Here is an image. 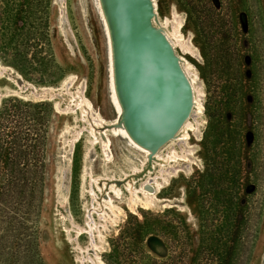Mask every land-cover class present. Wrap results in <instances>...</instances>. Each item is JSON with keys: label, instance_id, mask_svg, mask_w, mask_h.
<instances>
[{"label": "rangeland", "instance_id": "obj_1", "mask_svg": "<svg viewBox=\"0 0 264 264\" xmlns=\"http://www.w3.org/2000/svg\"><path fill=\"white\" fill-rule=\"evenodd\" d=\"M97 4L0 0V131L14 105L44 178L8 185L30 151L0 138V264H264V0H151L194 100L151 156L111 130Z\"/></svg>", "mask_w": 264, "mask_h": 264}, {"label": "bare ground", "instance_id": "obj_2", "mask_svg": "<svg viewBox=\"0 0 264 264\" xmlns=\"http://www.w3.org/2000/svg\"><path fill=\"white\" fill-rule=\"evenodd\" d=\"M97 3L103 21L108 46L109 100L117 114L116 122L112 125L111 130L116 134H120L129 143L144 149L149 156H151L150 153L152 151L174 136L178 127L185 122L189 115L191 107L194 104L191 86L192 82L190 83L184 72L183 67L180 64L181 62H179V57L174 55L172 50L173 45L168 39L167 34L163 29H156L153 27L154 25L152 26L151 24V17L153 15L151 0H119V5L114 12L117 16L118 22L120 21L119 27L123 35L125 47L128 48L129 51L132 49V44L139 47L136 55L135 53L133 55V64L135 63V69L138 72L137 75H141L144 79L146 84L144 95L149 98L147 101L148 104L143 113V125L146 126L145 128H153V119L155 117L163 119L166 121L167 125L160 132H156L155 130V132L151 134H146L143 139L134 135L127 122L129 116L128 104L123 101L120 95L117 74L116 45L113 27L108 14V6L105 0H97ZM100 3L101 6L99 5ZM133 49L135 50L134 47ZM124 82V86L128 93L133 99L135 95V99L137 100L138 96L133 91L130 76H126ZM131 91H133V93H131ZM131 96L130 98H132ZM182 108H184L183 112L181 116L178 117L179 115L177 116V113H181L180 110H182ZM179 134L177 136H179ZM104 137L102 138L104 139ZM107 138L104 140L109 142L110 140ZM154 154H152V157H154ZM132 180H135V177L130 178L128 182L125 181L130 189L131 184L133 183ZM111 183L113 184L112 181ZM145 188L143 192L144 195L148 190ZM99 189H101V191H99L102 192L105 199L109 200V194L107 195L106 193L109 190L107 191L106 184L104 183L102 185L101 183ZM142 203L143 202H141V204Z\"/></svg>", "mask_w": 264, "mask_h": 264}, {"label": "water", "instance_id": "obj_3", "mask_svg": "<svg viewBox=\"0 0 264 264\" xmlns=\"http://www.w3.org/2000/svg\"><path fill=\"white\" fill-rule=\"evenodd\" d=\"M108 6V14L110 17L111 25L113 27V33L115 38V45H116V58H117V74H118V82H119V90L120 95L124 102L128 104L129 116L127 119L128 125L134 135L138 138L143 139L145 138L146 134H151L153 132H160L162 131L167 125L166 121L160 119L159 117H155L153 119V128L147 127L143 125V113L146 109V105L148 104L149 98L144 95L146 90V84L144 79L141 75H137L138 72L135 69V63L133 64V55L138 52L139 47L137 45L132 44V49L129 51L128 48L125 47V42L123 39L122 32L119 27V22L117 20V16L115 15V9L119 5V0H105ZM135 48V50L133 49ZM132 54V57H131ZM137 59V57H136ZM137 72V73H136ZM126 76H130V81L133 85V91L138 96V99H134L126 90L125 78ZM142 81V82H141ZM131 91V93H133ZM130 96L132 98H130ZM183 109L180 110L181 113H177V116L180 117ZM179 111V112H180ZM177 117V118H178ZM176 121V120H175Z\"/></svg>", "mask_w": 264, "mask_h": 264}, {"label": "trees", "instance_id": "obj_4", "mask_svg": "<svg viewBox=\"0 0 264 264\" xmlns=\"http://www.w3.org/2000/svg\"><path fill=\"white\" fill-rule=\"evenodd\" d=\"M192 7H194L195 9L197 8L196 6H192ZM196 11H198V10H196ZM187 13L189 14V12H187ZM202 59H203L204 63H206L205 54H202ZM29 104H31V103H29ZM39 104L42 106L45 105V103H39ZM7 109L9 112L5 113V115H8L9 123H11V125L13 123H15V125L13 124L11 130L8 131V134H6V132L0 131V138L6 137V136L10 137L9 142H8V140H5V141L2 140V142L6 143V144L9 143L12 152L16 148L22 147V144H21L22 141L26 142V146H27L28 150L30 151V158L26 164L29 168V172L31 173L28 178H23V179H20L17 177L8 178L7 179L8 185H11L12 187H14L15 190H19L20 188L24 187L25 185L31 190H36V188L39 186L38 185L39 181L44 182L43 177H41V179H39L37 177V171H36L40 165L39 164L40 161L36 158V156H37V154H36L37 150L36 149L38 146L39 139H37L36 137L29 138L28 135L21 137L20 132L18 130L19 125H20V121L18 120V114H20V111L14 105H11ZM13 153H17V151L15 150ZM14 159H16V154L14 155Z\"/></svg>", "mask_w": 264, "mask_h": 264}]
</instances>
